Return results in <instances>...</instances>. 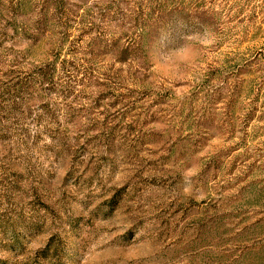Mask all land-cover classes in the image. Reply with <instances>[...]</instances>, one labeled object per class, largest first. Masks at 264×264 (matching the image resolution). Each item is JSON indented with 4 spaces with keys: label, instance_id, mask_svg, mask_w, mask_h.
Masks as SVG:
<instances>
[{
    "label": "rangeland",
    "instance_id": "1",
    "mask_svg": "<svg viewBox=\"0 0 264 264\" xmlns=\"http://www.w3.org/2000/svg\"><path fill=\"white\" fill-rule=\"evenodd\" d=\"M0 264H264V0H0Z\"/></svg>",
    "mask_w": 264,
    "mask_h": 264
}]
</instances>
